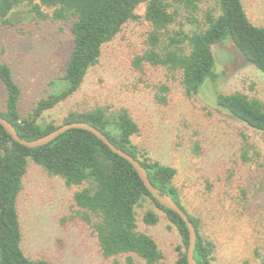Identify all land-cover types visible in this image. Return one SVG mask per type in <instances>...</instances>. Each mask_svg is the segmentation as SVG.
I'll use <instances>...</instances> for the list:
<instances>
[{"label":"rangeland","instance_id":"374dc122","mask_svg":"<svg viewBox=\"0 0 264 264\" xmlns=\"http://www.w3.org/2000/svg\"><path fill=\"white\" fill-rule=\"evenodd\" d=\"M37 2L20 0L11 23L0 19V63L11 67L21 88L23 116L51 93L49 83L64 74L73 47L72 22L37 18L32 11ZM242 2L249 19L264 25V0ZM146 5L140 4L138 19L103 46L79 90L46 110L41 120L61 124L70 111L128 108L140 127L133 142L152 159L177 169L174 184L183 204L200 219L204 237L215 244L213 264H259L264 246V133L221 109L217 94L241 91L264 100V73L226 39L213 45L217 78L206 79L199 92L189 96L181 71L143 58L151 48L152 31ZM218 8L216 0H201L195 13L177 7L169 33L204 29L206 14H216ZM163 85L169 90L163 91ZM6 96L0 80L1 109ZM87 185L68 186L29 161L18 198L27 256L57 264H147L136 254L102 255L94 229L79 215L84 210L74 203V193ZM148 210L157 214V223L143 221ZM136 213L138 229L152 235L163 251L157 264H174L182 241L166 213L150 198Z\"/></svg>","mask_w":264,"mask_h":264},{"label":"trees","instance_id":"16d2710c","mask_svg":"<svg viewBox=\"0 0 264 264\" xmlns=\"http://www.w3.org/2000/svg\"><path fill=\"white\" fill-rule=\"evenodd\" d=\"M201 0H39L32 11L39 19L71 21L73 47L64 74L50 81L53 89L37 101L33 111L23 116L20 111L21 88L11 67L0 63V80L7 92L0 115L10 121L24 139H36L64 123L84 121L100 129L119 148L138 159L146 168L151 182L168 193L184 209L197 230L194 256L198 264H213L215 244L204 237L201 221L189 212L174 184L177 169L152 159L134 142L140 127L128 108L100 106L87 111H70L61 124L41 120L46 110L71 97L82 86L87 73L102 55L103 46L112 41L130 21L138 19L136 8L147 3L145 18L152 26L151 48L143 58L152 65L179 70L189 96L197 94L206 79L215 80L217 73L213 45L231 39L244 57L264 73V25H255L248 17L242 0H216L218 13L208 12L207 26L191 33L177 29L169 33L177 7L191 13ZM20 0H0V19L12 22L11 16ZM172 7H176L171 10ZM163 91L169 88L162 86ZM164 98V97H163ZM163 98L161 100H163ZM217 105L233 118L264 133V100L244 92L218 93ZM42 166L50 175L60 176L68 186L88 185L74 193V203L84 212L79 215L94 229L105 258L136 254L147 264L164 258L156 239L138 229L136 208L151 199L177 228L182 243L176 247L174 264H188L189 230L175 211L158 202L145 186L134 166L113 152L95 134L72 128L51 142L29 148L15 141L0 123V264H57L25 253L18 198L23 189L29 161ZM93 216V217H91ZM159 217L148 210L143 221L157 223ZM133 262L131 256L127 257ZM114 264H118L115 261ZM259 264H264V246Z\"/></svg>","mask_w":264,"mask_h":264},{"label":"water","instance_id":"95a60500","mask_svg":"<svg viewBox=\"0 0 264 264\" xmlns=\"http://www.w3.org/2000/svg\"><path fill=\"white\" fill-rule=\"evenodd\" d=\"M0 123L3 125V127L6 129V131L12 136V138L19 142L22 145H25L29 148L33 147H39L42 145H45L52 140H54L56 137H58L61 133L72 129V128H81L85 129L87 131L92 132L95 134L99 139H101L105 144L109 146V148L115 152L116 154L122 156L123 158L127 159L136 169L138 172L140 178L143 180L145 186L149 190V192L153 195V197L160 202L163 206L177 212L183 220L186 222L188 230H189V246L187 250V259L188 264H198L194 252H195V246L197 242V230L194 226L192 220L189 218L188 214L184 211V209L171 197L170 194L162 192L160 189H158L150 180L146 168L141 164V162L136 159L133 155L128 153L127 151L119 148L116 146L105 133H103L100 129L97 127L91 125L90 123L84 122V121H73L70 123H64L58 126L55 130L51 131L50 133L41 136L36 139H24L22 138L18 131L16 130L15 126L8 121L5 117L0 115Z\"/></svg>","mask_w":264,"mask_h":264}]
</instances>
